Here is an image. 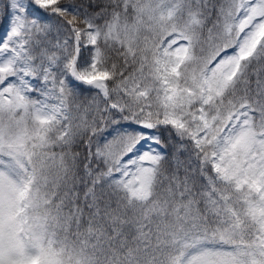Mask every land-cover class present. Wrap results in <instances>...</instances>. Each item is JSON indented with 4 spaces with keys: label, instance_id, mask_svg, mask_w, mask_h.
<instances>
[{
    "label": "snow or ice",
    "instance_id": "6c2138e0",
    "mask_svg": "<svg viewBox=\"0 0 264 264\" xmlns=\"http://www.w3.org/2000/svg\"><path fill=\"white\" fill-rule=\"evenodd\" d=\"M0 264H264V0H0Z\"/></svg>",
    "mask_w": 264,
    "mask_h": 264
}]
</instances>
